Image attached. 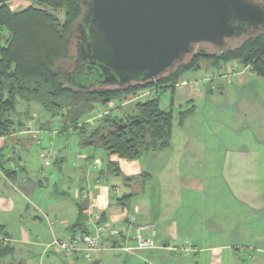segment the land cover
I'll use <instances>...</instances> for the list:
<instances>
[{
	"label": "crops",
	"instance_id": "crops-1",
	"mask_svg": "<svg viewBox=\"0 0 264 264\" xmlns=\"http://www.w3.org/2000/svg\"><path fill=\"white\" fill-rule=\"evenodd\" d=\"M233 67L235 72L229 75L228 70ZM199 71L184 74L176 86L173 103L171 98L169 108H179V111L169 148L176 138L184 139L187 143L195 141L200 148L197 155L199 160L193 162L202 163L206 154L212 156L210 160L216 161L215 174L210 176L215 182L209 184L208 171L206 168L204 171L202 165L183 181L189 190L201 193L202 197L199 198L203 203H206L208 195L214 193L217 221L212 228L207 230V204L199 203L198 207L192 208L186 197L187 204H183L181 215L176 213L175 206L167 199L166 194L173 191V184L177 180L172 165L175 156L173 158L164 154L169 148L150 151L139 159L130 160L118 155L97 154L90 147L92 153L77 152L72 165L65 164L64 150L57 148L58 157L54 160L59 172L42 166L39 174L36 173L39 178L35 183L45 187V197L41 199L39 207L33 204L39 213L28 216L30 204L27 198L35 183H29L28 170L15 161L17 150L21 146L26 147V133L33 131L31 126H27L13 136L0 137V157L3 154L5 159L11 160L6 164L7 168L20 172L18 177L11 180L0 168V264H264V150H239L232 147L229 156L230 147L222 141L202 139L200 133L192 141L189 133L176 135L175 132L176 125L186 129L187 117L197 113L189 114L181 123L182 111L189 108L196 111L204 100L219 102V95H228V87L233 85L235 77L236 85L243 89L232 103L235 107L233 113H237L241 119L239 122L249 118L257 126L261 139L249 143L248 147L262 145L264 105L255 98L258 93L244 90L253 84L255 78L252 74L255 73L241 61L223 64L220 68L206 67L203 74H199ZM185 80L187 83H183ZM163 87L171 97V89ZM252 88L250 86L248 90ZM113 101L106 105L109 109L120 102L118 99L117 102ZM122 111L119 108L116 113L121 114ZM38 142L42 143V138ZM210 146L215 147V151H206L204 147ZM51 150L55 151L53 145ZM93 154L96 157L91 161L90 155ZM23 158L20 156L18 159L23 162ZM96 161H100V165ZM108 161L116 162L123 175L116 176L107 166ZM133 161V167L139 171L128 175V164ZM77 163L78 166L74 165ZM187 167L192 169L191 166ZM127 176H134V180L127 182ZM157 178L158 189L154 196H147V183ZM105 188L108 191V206L98 207L95 197ZM133 190L138 194L126 207L121 205L117 199ZM79 203L86 206L85 214L91 231L97 223L95 220L89 223L94 211L101 215L98 222L110 223L119 230L120 235L112 239L117 246L115 250L102 251L89 259L84 252L74 256L65 255L54 244L57 238L74 234L71 226L77 220ZM1 215L4 217L1 218ZM177 219L181 220V225ZM138 233L145 239H151L154 245L135 248L132 252L119 248L137 247ZM212 234L216 235V243L207 240ZM175 242L179 243L178 249Z\"/></svg>",
	"mask_w": 264,
	"mask_h": 264
},
{
	"label": "trees",
	"instance_id": "trees-1",
	"mask_svg": "<svg viewBox=\"0 0 264 264\" xmlns=\"http://www.w3.org/2000/svg\"><path fill=\"white\" fill-rule=\"evenodd\" d=\"M9 1L12 0H0V137L7 138L25 129L27 123L23 116L30 113L33 104H38L51 117H59L60 135L72 133V129L79 134L83 145L103 148L109 156L139 159L147 152L171 146L176 115L172 106L162 107L161 93L136 101L133 114H104L91 130L81 119L93 114L97 103L107 105L147 88L169 87L173 103L180 78L187 72L204 69L207 63L220 68L223 64L241 61L256 75L264 77V29H256L240 44L224 49L216 47L218 51L214 53L195 49L172 72L155 81L134 82L124 87L101 85L94 81L97 73L78 65L76 60L72 71L63 66L64 61L73 59L70 36L83 17L82 0H34L41 6L64 10L63 21L46 8L34 5L14 12ZM74 78L85 83L75 82ZM22 101L27 105L25 112L18 108ZM119 108L123 109L122 104ZM194 112L193 108L182 111L180 122ZM95 157L90 155V160ZM9 161L1 154L0 168L14 180L20 172L7 168ZM107 166L116 176L123 175L116 162L108 161ZM131 180L134 176L126 177L127 182ZM136 194L133 190L117 200L126 207ZM85 208L84 204H78V217L71 226L74 234L92 232ZM114 237H110L111 241Z\"/></svg>",
	"mask_w": 264,
	"mask_h": 264
},
{
	"label": "water",
	"instance_id": "water-1",
	"mask_svg": "<svg viewBox=\"0 0 264 264\" xmlns=\"http://www.w3.org/2000/svg\"><path fill=\"white\" fill-rule=\"evenodd\" d=\"M82 3L84 14L79 23L89 35L88 58L103 77L94 81L106 86L155 81L183 63L197 44L210 43L224 49L229 39L248 32L245 25L254 26L253 30L264 26V0Z\"/></svg>",
	"mask_w": 264,
	"mask_h": 264
},
{
	"label": "rangeland",
	"instance_id": "rangeland-1",
	"mask_svg": "<svg viewBox=\"0 0 264 264\" xmlns=\"http://www.w3.org/2000/svg\"><path fill=\"white\" fill-rule=\"evenodd\" d=\"M9 5H10L9 7L14 12H19L29 7L30 5H34L37 7L46 8L49 12L57 15L62 21L65 19L64 10L41 6L40 4L36 3L34 0H12L10 1ZM75 26L76 27L74 28V31L70 36L73 59H71L70 61H64L63 63V66H65L66 69L71 71H72V67H74L73 65L75 63L76 56L78 53V41L82 40L81 39L82 32L81 30L78 29V25ZM260 29H264V26ZM249 32L250 31L241 34L238 37L229 39L227 46L240 44L246 37H248ZM195 49L205 50L211 53L218 51L217 48L210 43H199L196 45ZM209 65L210 64L207 63L205 65V68L209 67ZM204 69H201L202 72L199 71V74H203ZM252 75H254L255 78L254 81L252 82L253 84L248 85L247 88H244V90L251 91L252 93L253 92L258 93L259 95L255 98L262 105H264V77L258 76L256 74H252ZM233 79H234L233 85H230L228 87L229 91L227 90L228 95L226 97L228 98L219 95L221 99L217 103L214 101L204 100L202 103L199 104V108L196 109L195 112L197 113L187 117L188 121L186 123V127H185L186 129H182V127H180L179 125L175 126L176 135L178 133L180 135L182 133L187 132L193 138L192 139L193 141L196 140L195 138L199 136L200 133L202 139L208 138V140L222 141L226 146H228V148L230 147L228 151L229 156H231L230 150H232L231 149L232 147L233 149L239 148V150H253V149L254 151L264 150V143H262V145H259V143H257V145H259L257 147H248L249 143L256 142V140L260 138L256 124L254 122H251L249 118H244L242 119V122H239L241 119L239 120L237 113H233L235 107L232 106V103L243 89V88H239L236 85L235 77H233ZM250 86L253 87L252 90H248ZM142 93H144L145 95H143L142 97L138 96L139 94ZM155 93L162 94V100H161L162 107L169 108L171 101L170 93H166L164 87H160L158 89L153 87V88L143 89L142 91H139L137 93H129L128 95L124 96L120 100L123 107V111L121 114L127 115V114L135 113L134 104L136 103V101H138L139 99L147 100L149 98H152V96L155 95ZM255 98L254 100H256ZM114 101L117 102V99ZM119 103L117 104L115 103L112 106L113 108L111 107L112 109H109V107H107L106 105L99 103L97 104V110L93 112V114H90L89 116L82 118L81 122H86L89 130H91L93 126L96 125V120L101 118L104 114L116 113L120 107ZM18 108L21 112H25L27 105L22 101L19 103ZM178 111L179 108L175 110L176 112L175 115L178 114ZM63 112L65 113L66 109H64ZM23 117L26 120L27 123L26 126H31V129L33 131L26 133L28 136L26 137V141H25L26 147L24 148L21 146L20 150H17L16 152L17 155L14 156H15L16 164L23 166L28 170L30 175L29 183H35V181L39 178L38 176H36V173H38L40 168L43 166V161L41 159L40 152L42 150H46V151L51 150L52 145L54 146V149L56 151L55 152L54 150H51L55 154L54 157L57 156L56 153L58 154L57 148H60L62 151L64 150L63 155L66 157L65 164L67 165L69 164L72 165L74 163L75 155L77 152L80 151L85 152V154H89L92 152H96L97 154L98 153L106 154V151L103 148L100 147L97 149L91 148L93 150L92 151L90 149V146L83 145L80 142L81 139L79 134L74 133V130L72 129H71L72 133H64L61 134L60 136L59 134L61 133V131L60 133L58 131L60 130L58 126L59 117L57 118L51 117V115L47 113L40 105H32V107H30V113ZM199 128L202 131L199 130ZM53 130L55 131L53 132ZM262 134L264 133L262 132ZM41 138L43 140L42 143L36 141V139H41ZM191 144H195V141L191 143H187L184 139L176 138L172 147L164 151L165 156H170V157L173 156V158L175 156L172 165L174 166L173 174L176 175V179H177L175 184H173V191H171L169 195L166 194V196L167 199H170L171 205L175 206L176 213L181 215H182L183 204H187L186 197L189 199L190 201L189 203L192 208L194 206L196 207L197 205H199V203L201 204L205 203V202L203 203V201H200V198L202 197V195H200L201 193H196L194 191L189 190L188 189L189 187L185 186V184L183 183V181L187 179L186 178L187 175L189 176L190 174H193L196 171V168L202 165L201 167L203 168V170L206 171L205 170L206 168L208 171L209 177L207 178L209 184H211L213 181L214 182L216 181L210 177L211 174H215L214 170L216 169L217 166L216 161L214 159L210 160L212 156L206 154L205 157H203L202 159V163L193 162L195 160L196 161L199 160V159L197 160L198 158L197 155L199 153L200 148H198L196 144L195 145H191ZM204 148H206V151H210V152L215 151L216 149L215 147L212 146L204 147ZM18 155L19 157L20 156L24 157L23 162L19 161ZM54 159H53V164L49 167V169L52 168L54 172L56 171L58 173L59 169L57 165H55L56 162ZM188 163H190V165H188ZM74 165L78 166V163ZM187 166H191L192 169H189V167ZM158 183H159L158 178L153 179L147 183L146 185L147 187L146 192L148 193L147 196H154L159 186ZM33 188H34L33 191L28 195L27 198V202L30 204V210L28 211V216L30 215L31 217L33 216L34 212L39 213V211L34 208L33 204H37V206L39 207L41 199L45 197L44 186L42 187L35 183ZM52 190L53 189H51V193ZM214 196H215L214 193L208 195L207 201L205 203L209 208L207 215L208 217L207 225L209 228H207V230L212 228L215 225L214 223L217 221L216 218L217 212L215 211ZM209 197H211L212 199H209ZM3 217L4 216L1 215V218ZM177 222L178 224L181 225L180 219H177ZM215 238L216 235L212 234L209 235V238H207V240L211 241L212 243H216ZM174 245L175 247H177V249L179 248L178 247L179 243L175 242Z\"/></svg>",
	"mask_w": 264,
	"mask_h": 264
},
{
	"label": "built area",
	"instance_id": "built-area-1",
	"mask_svg": "<svg viewBox=\"0 0 264 264\" xmlns=\"http://www.w3.org/2000/svg\"><path fill=\"white\" fill-rule=\"evenodd\" d=\"M10 1L8 2V4ZM10 6V5H9ZM235 72V68H231L228 70V74L231 75ZM183 83H187L185 80ZM149 93V92H147ZM145 95L144 93L139 94L138 96L142 97ZM41 159L43 161V165L45 167H50L53 163L54 159V152L51 150L46 151L43 150L40 152ZM97 165H100V161H96ZM101 219L100 213L94 211L91 213V219H89V223H92V220L97 221L95 224V228L92 232H79L76 234H73L70 237L67 238H57L54 241V244L61 249V251L65 255L74 256L79 253H86L89 256V259H92V257L95 254H98L105 250H115L117 246H115L110 237L119 236L120 232L119 230L114 227L112 224L107 222H98ZM52 225H54L52 223ZM137 242L138 246H122L119 247L120 249L132 252L135 248H148L152 247L154 245L153 241L151 239H145L141 237V235L138 233L137 235Z\"/></svg>",
	"mask_w": 264,
	"mask_h": 264
},
{
	"label": "flooded vegetation",
	"instance_id": "flooded-vegetation-1",
	"mask_svg": "<svg viewBox=\"0 0 264 264\" xmlns=\"http://www.w3.org/2000/svg\"><path fill=\"white\" fill-rule=\"evenodd\" d=\"M78 29L81 30V32H82V35H81L82 40L78 41L79 48H78L76 63L78 65L81 64V66H83V67L87 66V68L90 69L91 71H95L98 74V77L94 78V80L100 81L103 78L101 76V73H102L101 70L98 68L97 65H92L90 63V59L88 58L89 56H88V51L86 49V44L89 41V35L86 34V29L84 28L83 25H81V23H79ZM253 29H255V28L252 25L251 26H248V25L244 26V30L251 31ZM84 79H86L85 81H89L87 78H84ZM74 81L76 82L75 78H74ZM81 84H83V83H81Z\"/></svg>",
	"mask_w": 264,
	"mask_h": 264
},
{
	"label": "clouds",
	"instance_id": "clouds-1",
	"mask_svg": "<svg viewBox=\"0 0 264 264\" xmlns=\"http://www.w3.org/2000/svg\"><path fill=\"white\" fill-rule=\"evenodd\" d=\"M134 161L130 164H128V167H127V174L128 175H133L135 174L136 172L139 171L138 168H135L133 167L134 165ZM95 203L98 207H103V208H106L108 206V191L107 189H103L101 190L98 195L95 197Z\"/></svg>",
	"mask_w": 264,
	"mask_h": 264
}]
</instances>
